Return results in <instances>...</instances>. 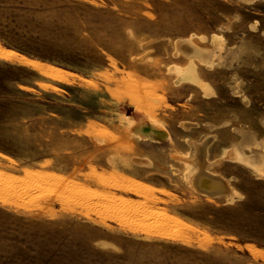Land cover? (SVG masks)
Returning <instances> with one entry per match:
<instances>
[{"label":"rangeland","instance_id":"1","mask_svg":"<svg viewBox=\"0 0 264 264\" xmlns=\"http://www.w3.org/2000/svg\"><path fill=\"white\" fill-rule=\"evenodd\" d=\"M0 264H264V0H0Z\"/></svg>","mask_w":264,"mask_h":264}]
</instances>
